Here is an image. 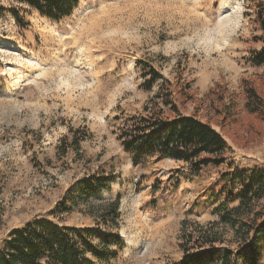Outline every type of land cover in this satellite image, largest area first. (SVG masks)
Masks as SVG:
<instances>
[{"label": "rangeland", "instance_id": "1", "mask_svg": "<svg viewBox=\"0 0 264 264\" xmlns=\"http://www.w3.org/2000/svg\"><path fill=\"white\" fill-rule=\"evenodd\" d=\"M258 1L80 0L57 21L0 0L19 10L0 13V249L14 228L43 216L110 241L120 234L114 256L89 254L91 264H182L187 236L212 227L223 231L222 246L235 247L234 231L215 225L213 211L225 201L223 173L264 168V131L248 123L242 89L244 77L264 89V66L254 62L262 46L253 22ZM149 65L161 74L151 89ZM163 79L184 113L222 126L215 127L231 146L225 164L194 175L182 161L134 163L124 150L121 123ZM225 102L236 121L216 110ZM98 176L106 184L84 196L83 181ZM260 247L264 264V238ZM209 264H222L220 256Z\"/></svg>", "mask_w": 264, "mask_h": 264}, {"label": "trees", "instance_id": "2", "mask_svg": "<svg viewBox=\"0 0 264 264\" xmlns=\"http://www.w3.org/2000/svg\"><path fill=\"white\" fill-rule=\"evenodd\" d=\"M14 1L26 4L43 16L57 21L72 15L80 2ZM4 10L19 15L16 7L0 5V13ZM253 22L261 31L255 35V40L262 43L254 56V62L264 66V0L257 2ZM147 70L150 78L145 81V87L151 89L161 74L153 65H149ZM261 80L264 81V75ZM157 85L158 90L151 101L141 111L128 114L119 127L121 145L133 155L134 163L148 157L157 160L173 158L184 162L194 175H199L209 166L225 164L231 146L225 134L215 127L221 125L203 120L196 113H184L174 96L175 89L170 80L163 79ZM242 89L243 112L248 123L260 134L264 131V89L253 77L242 79ZM219 96L224 98V93H219ZM216 110L222 113L224 122L228 119L236 121L238 118L232 102H225L222 109L216 107ZM107 180L104 176L88 177L83 181L81 193L88 197L104 186ZM220 191L225 201L214 209L213 212L220 215L219 220L213 223L229 226L234 231L236 246H222L226 241L223 231L214 227L196 231L184 241L182 264H209L218 255L222 264H232L231 261L240 255H245V264L259 263L262 256L260 240L264 238V168L253 167L236 173H223ZM230 201L236 204L227 206ZM109 209L111 214H117L118 203H111ZM113 242L121 245L120 234H114V240L110 241L107 235L89 227L60 224L47 216L37 217L14 228L9 236L2 238L0 264H40L43 260L46 264H91L87 257L89 254L98 260L114 256L115 251L111 249Z\"/></svg>", "mask_w": 264, "mask_h": 264}]
</instances>
